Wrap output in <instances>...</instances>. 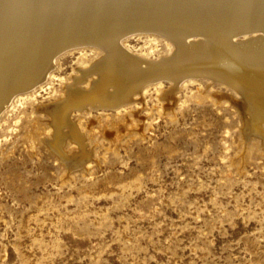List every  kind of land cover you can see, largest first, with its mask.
I'll return each mask as SVG.
<instances>
[{
	"label": "rangeland",
	"instance_id": "obj_1",
	"mask_svg": "<svg viewBox=\"0 0 264 264\" xmlns=\"http://www.w3.org/2000/svg\"><path fill=\"white\" fill-rule=\"evenodd\" d=\"M124 40L148 61L176 51L159 34ZM101 56L62 51L0 112V264H264V142L246 131L231 86L181 77L166 111L171 80L146 81L118 110L72 109L88 148L79 165L68 167L78 157L68 134L67 159L50 146L42 107Z\"/></svg>",
	"mask_w": 264,
	"mask_h": 264
},
{
	"label": "bare ground",
	"instance_id": "obj_2",
	"mask_svg": "<svg viewBox=\"0 0 264 264\" xmlns=\"http://www.w3.org/2000/svg\"><path fill=\"white\" fill-rule=\"evenodd\" d=\"M140 33L164 36L175 53L160 61L129 53L124 38ZM79 46L102 56L41 109L53 130L49 144L62 159L64 136L75 141L78 157L68 167L88 150L81 123L69 120L73 108L118 110L139 100L146 81L160 87L162 77L172 82L162 95L166 111L181 77L204 75L231 86L241 96L246 131L264 142V0H0V112L44 79L59 53ZM83 80L85 87L78 85ZM131 115L114 121L126 124Z\"/></svg>",
	"mask_w": 264,
	"mask_h": 264
}]
</instances>
